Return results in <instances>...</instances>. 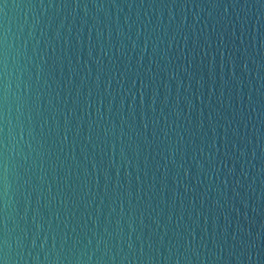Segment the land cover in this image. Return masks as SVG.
<instances>
[{"label": "water", "instance_id": "water-1", "mask_svg": "<svg viewBox=\"0 0 264 264\" xmlns=\"http://www.w3.org/2000/svg\"><path fill=\"white\" fill-rule=\"evenodd\" d=\"M0 264H264V0H0Z\"/></svg>", "mask_w": 264, "mask_h": 264}]
</instances>
